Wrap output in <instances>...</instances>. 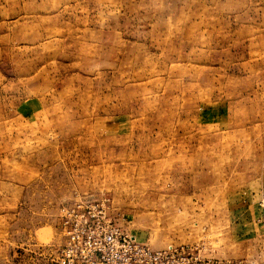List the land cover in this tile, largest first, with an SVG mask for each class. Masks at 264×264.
I'll use <instances>...</instances> for the list:
<instances>
[{"label": "rangeland", "instance_id": "rangeland-1", "mask_svg": "<svg viewBox=\"0 0 264 264\" xmlns=\"http://www.w3.org/2000/svg\"><path fill=\"white\" fill-rule=\"evenodd\" d=\"M79 197L264 264V0H0V264H59Z\"/></svg>", "mask_w": 264, "mask_h": 264}, {"label": "built area", "instance_id": "built-area-1", "mask_svg": "<svg viewBox=\"0 0 264 264\" xmlns=\"http://www.w3.org/2000/svg\"><path fill=\"white\" fill-rule=\"evenodd\" d=\"M112 203L110 197H79L61 208L59 264H210L198 245L142 242L123 228Z\"/></svg>", "mask_w": 264, "mask_h": 264}, {"label": "crops", "instance_id": "crops-1", "mask_svg": "<svg viewBox=\"0 0 264 264\" xmlns=\"http://www.w3.org/2000/svg\"><path fill=\"white\" fill-rule=\"evenodd\" d=\"M262 211L263 212H260V214H255V216H253V219L246 221L247 223H249L246 228H250L251 227V223H253L254 224L253 230L263 229V231H264V223L259 224L257 222V220L261 221V219L264 216V209ZM260 226H262L263 228H261Z\"/></svg>", "mask_w": 264, "mask_h": 264}]
</instances>
